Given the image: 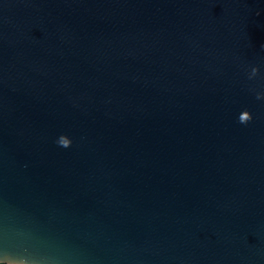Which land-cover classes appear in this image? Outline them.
Returning a JSON list of instances; mask_svg holds the SVG:
<instances>
[{
  "label": "water",
  "instance_id": "95a60500",
  "mask_svg": "<svg viewBox=\"0 0 264 264\" xmlns=\"http://www.w3.org/2000/svg\"><path fill=\"white\" fill-rule=\"evenodd\" d=\"M257 93L264 0H0V263L264 264Z\"/></svg>",
  "mask_w": 264,
  "mask_h": 264
},
{
  "label": "clouds",
  "instance_id": "9594fccd",
  "mask_svg": "<svg viewBox=\"0 0 264 264\" xmlns=\"http://www.w3.org/2000/svg\"><path fill=\"white\" fill-rule=\"evenodd\" d=\"M256 98L262 99L264 97L261 96V94L257 93ZM252 119V116L248 111H242L238 116V122L241 124H247ZM57 144L61 147L68 148L71 145V140L67 138L65 135H61L59 139L57 140Z\"/></svg>",
  "mask_w": 264,
  "mask_h": 264
},
{
  "label": "rangeland",
  "instance_id": "374dc122",
  "mask_svg": "<svg viewBox=\"0 0 264 264\" xmlns=\"http://www.w3.org/2000/svg\"><path fill=\"white\" fill-rule=\"evenodd\" d=\"M0 264H2V263H0Z\"/></svg>",
  "mask_w": 264,
  "mask_h": 264
}]
</instances>
